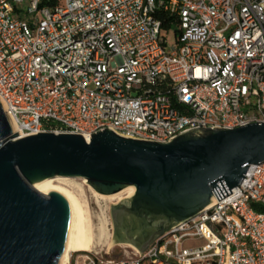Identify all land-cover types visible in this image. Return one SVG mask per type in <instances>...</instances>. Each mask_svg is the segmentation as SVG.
Wrapping results in <instances>:
<instances>
[{"label":"built area","instance_id":"obj_1","mask_svg":"<svg viewBox=\"0 0 264 264\" xmlns=\"http://www.w3.org/2000/svg\"><path fill=\"white\" fill-rule=\"evenodd\" d=\"M0 101L20 136L264 123V0H0ZM212 191L145 251L67 264H264V162Z\"/></svg>","mask_w":264,"mask_h":264},{"label":"water","instance_id":"obj_2","mask_svg":"<svg viewBox=\"0 0 264 264\" xmlns=\"http://www.w3.org/2000/svg\"><path fill=\"white\" fill-rule=\"evenodd\" d=\"M264 162V123L204 128L166 142L127 138L106 129L89 141L71 133L20 136L0 101V264H66L83 229V207L68 185L38 182L87 179L112 195L115 237L145 251L178 223L213 201L212 188L239 185L251 164Z\"/></svg>","mask_w":264,"mask_h":264},{"label":"rangeland","instance_id":"obj_3","mask_svg":"<svg viewBox=\"0 0 264 264\" xmlns=\"http://www.w3.org/2000/svg\"><path fill=\"white\" fill-rule=\"evenodd\" d=\"M166 33L169 45H172L176 39L173 29L166 31ZM53 180V183L70 186L77 193L79 198L86 204L85 206L89 209L88 215L92 221L96 238L100 236L101 228L104 229V235H102L101 241L97 243V247L93 251L102 250L103 254L109 258H119L134 250L135 246L133 244L120 242L115 237V228L111 213L113 204L127 201L125 198L130 196V191L113 198H102L95 193L96 191L87 179L65 178L63 180L56 178ZM82 254L83 253L76 254V262L78 260L81 261L79 256Z\"/></svg>","mask_w":264,"mask_h":264},{"label":"bare ground","instance_id":"obj_4","mask_svg":"<svg viewBox=\"0 0 264 264\" xmlns=\"http://www.w3.org/2000/svg\"><path fill=\"white\" fill-rule=\"evenodd\" d=\"M14 131H17L16 127H13ZM19 133V132H18ZM20 134V133H19ZM57 179H65L68 177H56ZM56 178H51V179H47L45 181L42 182H38L36 184V188L41 191V192H45L42 189V187H45L46 185L53 183V179ZM130 191V196L126 197L129 198L131 197L134 192H135V188L133 186H130L124 190H122L119 193L116 194H112V195H103V194H99L97 192H95L97 195H99L102 198H113V197H117L122 195L123 193ZM46 193V192H45ZM81 200V199H80ZM82 203V207H83V229H82V234L80 237V242L78 244V246L75 249H70L69 253H68V258L65 260V263L67 264L68 259L70 257L71 252L73 251H93L96 247H97V243H99L102 239V235H104V229L101 228V233L100 236L98 238H96L94 230H93V224L92 221L88 215V211L89 209L86 208V204L81 200ZM102 227V226H101ZM104 227V226H103Z\"/></svg>","mask_w":264,"mask_h":264},{"label":"trees","instance_id":"obj_5","mask_svg":"<svg viewBox=\"0 0 264 264\" xmlns=\"http://www.w3.org/2000/svg\"><path fill=\"white\" fill-rule=\"evenodd\" d=\"M160 18L163 20L164 24L163 26L164 27H168L170 26L171 22H170V17L166 14H162V16H160Z\"/></svg>","mask_w":264,"mask_h":264}]
</instances>
